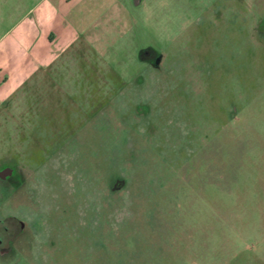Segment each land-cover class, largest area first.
<instances>
[{"label": "rangeland", "instance_id": "obj_1", "mask_svg": "<svg viewBox=\"0 0 264 264\" xmlns=\"http://www.w3.org/2000/svg\"><path fill=\"white\" fill-rule=\"evenodd\" d=\"M121 4L0 103V264H264V0Z\"/></svg>", "mask_w": 264, "mask_h": 264}, {"label": "crops", "instance_id": "obj_2", "mask_svg": "<svg viewBox=\"0 0 264 264\" xmlns=\"http://www.w3.org/2000/svg\"><path fill=\"white\" fill-rule=\"evenodd\" d=\"M127 0H38L0 37V103L36 73L48 72L66 51L95 36L91 26ZM103 25L110 23L104 15ZM60 20V29L55 23ZM58 22V23H59ZM66 37L59 49L52 45ZM53 48H50V47Z\"/></svg>", "mask_w": 264, "mask_h": 264}, {"label": "flooded vegetation", "instance_id": "obj_3", "mask_svg": "<svg viewBox=\"0 0 264 264\" xmlns=\"http://www.w3.org/2000/svg\"><path fill=\"white\" fill-rule=\"evenodd\" d=\"M157 55V53L151 49H142V58L145 56L143 54ZM160 55L156 58H152L149 61L152 63H158ZM149 58V57H148ZM32 183V179L27 177V174L20 167L18 162L13 158H1L0 161V184L4 186H9L12 190H16L17 187L28 185ZM23 228V223L15 215H9L5 219H0V250L6 251L7 249H12V245L16 240L17 236Z\"/></svg>", "mask_w": 264, "mask_h": 264}]
</instances>
